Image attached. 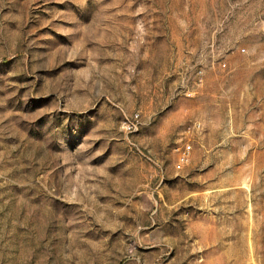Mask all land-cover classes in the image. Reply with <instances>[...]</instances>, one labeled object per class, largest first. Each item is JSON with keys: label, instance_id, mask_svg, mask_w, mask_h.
<instances>
[{"label": "rangeland", "instance_id": "obj_1", "mask_svg": "<svg viewBox=\"0 0 264 264\" xmlns=\"http://www.w3.org/2000/svg\"><path fill=\"white\" fill-rule=\"evenodd\" d=\"M0 264H264V0H0Z\"/></svg>", "mask_w": 264, "mask_h": 264}, {"label": "built area", "instance_id": "obj_2", "mask_svg": "<svg viewBox=\"0 0 264 264\" xmlns=\"http://www.w3.org/2000/svg\"><path fill=\"white\" fill-rule=\"evenodd\" d=\"M184 158H185V154H183V156H182V159H181V160H184Z\"/></svg>", "mask_w": 264, "mask_h": 264}]
</instances>
